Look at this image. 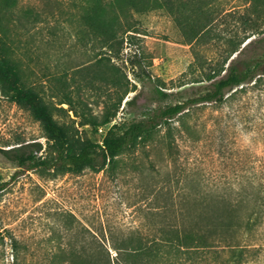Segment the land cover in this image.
Segmentation results:
<instances>
[{
  "label": "rangeland",
  "instance_id": "1",
  "mask_svg": "<svg viewBox=\"0 0 264 264\" xmlns=\"http://www.w3.org/2000/svg\"><path fill=\"white\" fill-rule=\"evenodd\" d=\"M161 1V7L134 12L138 37L113 59L129 80L130 92L114 119L124 126L151 107L184 101L207 87L209 81H197L200 76L190 73L194 50L210 68L234 46L264 35V12L253 13L251 0ZM85 3L0 0V24L25 70L24 80L40 91L55 118L72 133L85 131L101 142L105 134L81 125L78 114L102 118L108 103L112 106L127 87L99 77V50L79 34ZM259 5L264 10V0ZM135 51L146 52L148 72L164 82L161 88L169 95L158 93L147 76L143 81L134 77L129 57ZM67 96L71 104L62 102ZM170 125L162 126L147 145L122 153L116 169L27 170L2 149L24 141L45 144L44 131L0 87V182L6 184L0 193V264H11L16 253L31 264H48L62 248L93 241L111 246L130 234L152 242L155 231L167 223L213 228L215 215L227 214V200L264 188V86L249 87L222 104L193 106ZM245 212L239 206L240 217ZM207 251L178 264H215L220 254L230 252L218 246ZM244 264H264V248Z\"/></svg>",
  "mask_w": 264,
  "mask_h": 264
},
{
  "label": "trees",
  "instance_id": "2",
  "mask_svg": "<svg viewBox=\"0 0 264 264\" xmlns=\"http://www.w3.org/2000/svg\"><path fill=\"white\" fill-rule=\"evenodd\" d=\"M260 1L251 0L250 9L253 13L264 12L260 10ZM163 4L161 0H86L81 16L80 39L99 50L100 57L96 63L102 66V73H98L102 82L127 88L112 106L108 103L102 118L87 112L78 114L82 118L81 125L89 124L98 129L116 118L130 88L127 74L113 59L119 57L125 43L133 44L138 37L134 12H145ZM5 31L0 24V87L12 101L32 113L41 123L46 138L45 144L39 140L24 141L2 149L5 157L27 170L42 169L60 174L81 172L86 168L116 169L122 153L134 150L139 145H147L155 139L162 126L170 128L171 121L191 107L205 103L222 104L239 92L248 91L249 87L254 89L264 86V35L251 38L243 47L234 46L228 57L210 68L204 67L198 52L194 50L196 56L190 65V73L200 76L201 79L197 81H209L203 91L184 101L151 107L143 118L126 126L116 122L100 142L88 136L85 131L72 133L55 118L40 91L24 80L25 70L15 54L13 42H8ZM257 33L254 32V35ZM196 36L191 39V43ZM129 63L138 81L145 80L147 76L158 93L169 95L161 88L164 82L160 78H153L148 72L150 64L145 51H135L129 57ZM133 87L137 89L136 85ZM69 97L62 102L71 104ZM136 98L137 95L127 100V103ZM168 147L173 149L171 142ZM168 181L171 182L170 179ZM5 185L0 182V193ZM263 191L264 188L257 193L244 191L237 200H227L225 209L228 215L216 214L213 228H188L167 223L165 228L155 231L152 242L143 241V235L130 234L123 238L126 240L114 241L111 246L94 241L89 246L78 244L70 250H57L53 253L54 260L48 264H169L172 261L178 264L183 257L192 259L216 246L229 248L230 252L227 256L220 254L215 264H244L264 248ZM219 197L224 199L223 196ZM239 206L246 208L241 217L237 213ZM17 246L18 242L14 240L13 247ZM111 250L115 251L114 255ZM11 264L31 263L16 253Z\"/></svg>",
  "mask_w": 264,
  "mask_h": 264
},
{
  "label": "built area",
  "instance_id": "3",
  "mask_svg": "<svg viewBox=\"0 0 264 264\" xmlns=\"http://www.w3.org/2000/svg\"><path fill=\"white\" fill-rule=\"evenodd\" d=\"M116 123L115 120H113L112 122L106 124V125H103V126H100L98 129L100 132H103L104 134H106V132L108 131V129L114 124Z\"/></svg>",
  "mask_w": 264,
  "mask_h": 264
}]
</instances>
